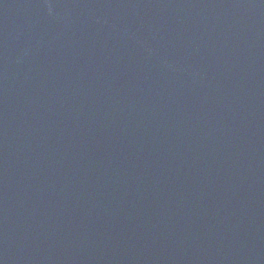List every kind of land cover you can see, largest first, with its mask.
<instances>
[{
  "label": "water",
  "instance_id": "1",
  "mask_svg": "<svg viewBox=\"0 0 264 264\" xmlns=\"http://www.w3.org/2000/svg\"><path fill=\"white\" fill-rule=\"evenodd\" d=\"M0 264H264V0H0Z\"/></svg>",
  "mask_w": 264,
  "mask_h": 264
}]
</instances>
